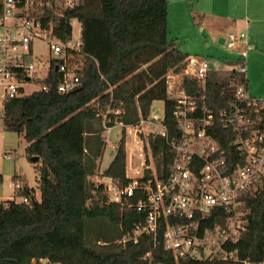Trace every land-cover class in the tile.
Returning a JSON list of instances; mask_svg holds the SVG:
<instances>
[{"label": "trees", "instance_id": "obj_1", "mask_svg": "<svg viewBox=\"0 0 264 264\" xmlns=\"http://www.w3.org/2000/svg\"><path fill=\"white\" fill-rule=\"evenodd\" d=\"M49 1V5L45 1L35 5L30 14L43 26L51 23L55 36L63 41L73 36L72 21L80 23L81 47L72 53L79 83L74 89L58 91L60 73L53 65L45 77L37 79L46 90L3 102L2 128L27 142L26 156L38 170L41 204L33 199L30 204L0 201V264H148L143 258L148 251L149 258L161 264H242L192 258L175 261L162 245L152 247L151 235L136 242L120 241L145 219V211L128 205L139 196L110 201L105 184L91 178L98 172L106 145L101 112L110 109V124L115 119L136 124L150 114L153 101L163 100L170 115L172 102L164 75L180 67L187 55L168 37L169 0H79L71 8ZM2 12L0 3V16ZM242 81L230 75L218 82L207 75L205 93L210 105L218 110L228 103L233 88ZM184 82L192 92L196 84L186 78ZM216 128L219 145L229 146L230 130ZM148 143L156 166L166 164L165 141L157 136L149 137ZM144 149L147 152L146 145ZM100 175L128 183L123 137ZM12 182L22 192L24 179L19 174L12 175ZM245 201L250 221L236 246L240 258L262 264L264 180Z\"/></svg>", "mask_w": 264, "mask_h": 264}, {"label": "built area", "instance_id": "obj_2", "mask_svg": "<svg viewBox=\"0 0 264 264\" xmlns=\"http://www.w3.org/2000/svg\"><path fill=\"white\" fill-rule=\"evenodd\" d=\"M44 1L50 4L49 0H0L1 105L7 99L27 94V84L46 90L37 79L45 77L53 65L60 73L58 91L78 86V66L72 61V53L79 52L80 38L60 40L51 23L43 26L30 14L35 5ZM53 1L62 8H71L79 0ZM34 39L47 43L50 59L44 70L29 60ZM223 44L227 48L240 44L236 47L238 62L234 69L243 81L235 85L228 103L218 110L210 105L205 93L208 59L187 56L180 67H172L164 75L166 93L172 102L169 116L164 101L162 114L150 112L136 124L116 119L110 124V109L100 113L103 132L121 127L135 137L140 151H145L146 145L151 154L149 137H161L167 145L166 164L157 167L153 157L140 161L136 167L130 162L136 174L130 176L126 170L129 181L125 185L106 177L104 184L110 201L137 195V201L128 205L145 211L144 221L120 241L136 242L143 235H151L152 247L162 245L175 261L192 258L253 264L248 258L239 257L236 244L250 221L245 197L264 180V99L252 96L247 88L244 60L250 45L246 32L230 33L223 38ZM184 78L196 84L192 92L186 89ZM217 125L232 134L225 148L214 136ZM23 203L30 204L31 200L24 196ZM150 255L148 251L143 256L148 264H161Z\"/></svg>", "mask_w": 264, "mask_h": 264}, {"label": "rangeland", "instance_id": "obj_3", "mask_svg": "<svg viewBox=\"0 0 264 264\" xmlns=\"http://www.w3.org/2000/svg\"><path fill=\"white\" fill-rule=\"evenodd\" d=\"M173 0H170V2ZM186 3L190 15L180 11L170 9L168 37L175 39L176 47L187 56H203L210 63L208 77L211 80L225 82L230 75L240 77L239 73H233V68L237 65L236 47L227 48L224 44L218 42V37H227L230 33L238 34L246 32L243 0H229L228 4L223 0L215 10L210 9L209 0H182ZM172 4V3H171ZM172 10V11H171ZM73 36H80V23L77 20L72 21ZM32 54L29 60L41 65L44 70L46 63L50 59L47 49V43L41 39H34L32 42ZM260 67H264L259 65ZM261 72H258L255 84L264 81L260 78ZM254 86V85H253ZM36 84H27L26 93H31L37 89ZM264 98V96H260ZM2 105L0 103V114ZM151 113L162 114L163 100L153 101L150 109ZM102 137L106 141L105 149L101 160L99 161L98 172L91 178L96 184L107 181L106 177L100 175L104 167L113 158L116 144L123 137L126 151V170L130 176L136 173L134 167L139 165L140 161L145 159L152 160V155L145 151H140L139 145L135 143V137L132 134L125 133L121 127L116 126L110 130L102 132ZM111 143V144H109ZM27 142L25 139L11 131L2 128L0 116V201H14L17 204L23 203V197L27 196L29 200L41 204V192L38 187V170L35 164L30 162L25 153ZM19 174L24 183L20 184L22 192L15 190L12 182V175Z\"/></svg>", "mask_w": 264, "mask_h": 264}, {"label": "crops", "instance_id": "obj_4", "mask_svg": "<svg viewBox=\"0 0 264 264\" xmlns=\"http://www.w3.org/2000/svg\"><path fill=\"white\" fill-rule=\"evenodd\" d=\"M228 1L229 0H226L225 3L228 4ZM222 2L223 0H209L210 9L215 10L214 8H216ZM172 8L174 12L179 10L181 15H183L184 13H188L190 15V11L186 3H184L182 0H173V2H170L169 0L168 24L169 13L170 9ZM243 8L244 16L246 19L245 30L250 45V48L247 50L244 60V63L247 67V88L252 96L261 98L260 96H264V81H261L257 87V85L255 84V79L257 77L258 72H261L260 78H264V67L259 66H264V0H243ZM219 38L223 37L219 36L218 39ZM232 70L233 73L236 74L235 69L233 68ZM233 77L236 76L233 74ZM236 78H241V76Z\"/></svg>", "mask_w": 264, "mask_h": 264}, {"label": "water", "instance_id": "obj_5", "mask_svg": "<svg viewBox=\"0 0 264 264\" xmlns=\"http://www.w3.org/2000/svg\"><path fill=\"white\" fill-rule=\"evenodd\" d=\"M218 42L222 44V42H223V38H219V39H218Z\"/></svg>", "mask_w": 264, "mask_h": 264}, {"label": "bare ground", "instance_id": "obj_6", "mask_svg": "<svg viewBox=\"0 0 264 264\" xmlns=\"http://www.w3.org/2000/svg\"><path fill=\"white\" fill-rule=\"evenodd\" d=\"M234 85V84H233Z\"/></svg>", "mask_w": 264, "mask_h": 264}]
</instances>
